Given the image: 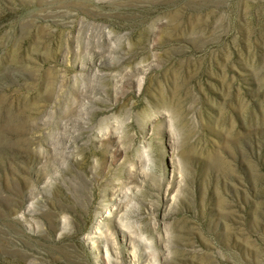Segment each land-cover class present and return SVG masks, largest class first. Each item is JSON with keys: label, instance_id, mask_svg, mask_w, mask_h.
I'll use <instances>...</instances> for the list:
<instances>
[{"label": "rangeland", "instance_id": "rangeland-1", "mask_svg": "<svg viewBox=\"0 0 264 264\" xmlns=\"http://www.w3.org/2000/svg\"><path fill=\"white\" fill-rule=\"evenodd\" d=\"M0 264H264V0H0Z\"/></svg>", "mask_w": 264, "mask_h": 264}]
</instances>
